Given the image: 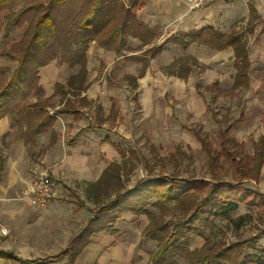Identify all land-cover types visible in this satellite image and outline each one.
Segmentation results:
<instances>
[{"label": "trees", "instance_id": "16d2710c", "mask_svg": "<svg viewBox=\"0 0 264 264\" xmlns=\"http://www.w3.org/2000/svg\"><path fill=\"white\" fill-rule=\"evenodd\" d=\"M17 1L0 0V10L7 9L4 20L6 33L10 32L12 26L23 24L25 14L32 13V16L28 17L27 29L17 43L19 53L15 54L18 58L15 71L0 87V118L9 114L13 118L22 119L27 129L21 130V134L27 142H34L32 137L52 128L56 120L47 109L49 104L43 99L23 101L32 91L36 94L44 91L43 85L39 83L40 67L54 59L70 66L79 65V72L69 76L66 83L55 82V90L51 94L78 95L87 88L84 85L88 73L87 52L92 42L121 54L129 48L130 37L142 40L138 47L140 50L158 37L156 31L137 18L136 6L139 0H130L131 4L126 0H31L22 9L15 10ZM254 12L251 7L253 17ZM243 34L236 28L224 33L214 26H204L198 30L170 35L164 43H155L144 49L145 56L131 57L137 61L142 60L141 77L150 57L147 53L152 52L151 57L155 56L164 44L172 42L183 49L193 42L219 50L230 46L234 49L237 68L234 83L229 90L234 94L250 86V48ZM165 68H171V73L185 79L193 70V65L185 62L182 56L173 59ZM197 90L202 96L205 91H213L216 96L221 93L217 81L204 87L198 85ZM68 96L65 105L57 109L58 112L66 111L68 106L73 107L74 100ZM230 114L231 108L221 114L213 112V117L219 124L220 149L213 148L202 124L190 128L208 153L209 177H182L174 172L171 176L162 174L159 177L145 178L126 189L125 184L123 186L120 183L122 162L110 163L101 177L93 183L92 197L95 198L97 207L89 208L91 215L88 223L69 240L67 247L53 257L67 254L70 257L68 264H74L75 256L89 244L90 235L95 230L115 232L111 227L114 221L123 212H133L147 213L150 217L142 232V238L157 241L156 247L149 251L150 264H179L177 256L185 258L188 264H264V247H256L259 237L264 234L262 215L257 214L256 231L248 237H242L241 229L253 219V209L248 214H240L234 218L231 215L241 204L264 209V192L256 186H245L249 180L257 183L260 179L264 164V135L254 141L253 153L248 152L245 142L230 133L234 123ZM223 158L231 165H224ZM1 163L2 158L0 166ZM232 172L234 178L225 176ZM109 189L114 197L110 198L111 195L106 194L109 200L105 202L102 195ZM77 199L79 205H85V201ZM171 203L173 206H170ZM148 204L158 207V210H150ZM172 210L176 215L175 219L169 217ZM111 213L114 215L109 218ZM219 218L230 223L236 231L237 239L228 241L227 238H222L216 241L207 235L202 246L190 248L191 237L201 235L205 228H212ZM3 256L18 258L12 252L0 249V257ZM19 260L20 264L37 261Z\"/></svg>", "mask_w": 264, "mask_h": 264}, {"label": "rangeland", "instance_id": "374dc122", "mask_svg": "<svg viewBox=\"0 0 264 264\" xmlns=\"http://www.w3.org/2000/svg\"><path fill=\"white\" fill-rule=\"evenodd\" d=\"M30 2L31 0H18L14 5V9L20 10ZM6 12V8L0 10V87L15 71L14 69L18 64V58L15 54L19 53L17 43L20 42L27 29L28 17L31 18L32 16V13L30 15L25 14L23 24L12 26L10 32L6 33L4 21L7 15ZM239 19L241 20L240 24H243L242 17ZM214 23L216 24L217 21L214 20ZM217 25L222 30H226L230 25V19L227 18L225 23ZM161 40L163 41V39ZM130 42L131 47H136L137 43L140 42L139 45L142 44V40L139 38L131 39ZM249 44H251V48H249L254 58L257 49L253 47V41H250ZM144 46L146 49L149 45ZM192 50L194 51L193 54L180 46L170 45L163 52L155 54V57H151L152 52H148L150 70L146 73L147 77H142V79L137 77L142 69V60L133 61L128 57L126 58L127 52L119 54L112 51L114 53L111 54L109 60L101 59L98 62L94 59L92 65L94 75H91V72L89 74L88 71L84 81V85H87L86 92L88 96L93 98L89 100L88 97L83 98L79 96L80 94L74 95V93H70V97L78 105H94L92 108L86 107L84 110L83 117H87L85 124H90L92 121L94 125L100 126L101 129L88 134L84 142H70L74 135L71 132L66 133L63 140L56 144L52 143L53 145L50 144L47 148L42 146L38 149V147H35L36 143L33 144V142L28 143L26 146L25 152L29 153L35 162H40L42 166L44 164V167H48L51 180L56 185L54 198H73L74 195V197L84 199L83 201L87 202V208L97 207L94 202L95 198L92 197L93 183L101 177L102 172L110 163L116 161L122 162L123 170L120 173V183H123V186L125 184L126 189L138 184L139 181L145 178L159 177L162 174L171 176L174 172L182 177L192 175L197 177L206 175L209 177L208 153L202 148L201 142L190 128L202 124L213 148L220 149L219 124L215 121L213 112L216 111L221 114L230 107L235 118L232 127L233 134L240 140L246 141L245 149L248 152L253 151L252 143L257 135L251 133V129L255 125L252 123L251 116L254 117L258 112H262L264 106V79L253 78L249 89H244L237 95L230 94L227 91L230 89L234 80L233 76L237 71L233 49L228 48L219 52L199 45L194 46ZM135 53L139 54L141 52L135 51ZM182 56L185 62L193 65V70L185 79L171 73V68L165 70L163 67L164 64L168 66L176 57ZM78 67L79 65L59 67L61 69L60 76L65 78L64 83L67 82L70 75L79 71ZM256 70V68L253 69V76L256 75ZM216 80L220 88V95L216 96L213 91H205L203 96L197 93V85L204 87ZM43 86L44 91L37 94L32 91L23 101L33 102L43 99L52 107L69 97L62 94L49 95L53 91H50L52 85L49 88V84L44 83ZM247 107H251L249 110L250 116L247 120L246 116L241 120V113ZM4 117L0 118V148L7 147L16 140V137L13 138L17 130V125L13 121L15 118H9V114ZM72 149L71 161L78 160L81 156H76L75 152L85 151L87 156L83 157L87 158V167L82 165V168L79 169L77 166H72L73 162H68V157L58 156L67 154ZM18 157L17 165L20 167V171L23 172L24 168H27L29 176L26 178L27 172H25L23 178L25 181L21 180L23 174L14 176L12 183L5 187L7 189L14 188V191L9 192L12 200L27 201L22 197V192L25 183L29 181L31 173L29 166L27 167L25 163V155ZM64 161H66V164ZM222 161L226 166L231 165L225 158ZM53 167L59 168L58 174L51 171ZM225 176L234 178L233 172ZM245 186L255 187L254 182L250 180L245 183ZM109 192L110 189L102 195L105 202L109 200V198H106V194L111 195V192ZM113 197L114 194L110 196V198ZM170 206H173V203ZM147 207L152 211L158 210V207L151 204H148ZM249 210V207L241 205L239 209L231 214L234 218L241 212L248 214ZM262 210L264 209L254 208L252 212L253 219L241 229L242 237H248L249 234L256 231L257 214L262 215L264 221V211ZM172 211L173 213L169 214V217L175 219L176 215L174 210ZM84 213L85 215L88 214L89 210ZM113 215L111 213L108 217L110 218ZM123 215L126 217L121 219L122 222L118 221ZM121 216L114 221L111 227L116 230L114 226L118 225L122 231L121 234L131 240L134 235L138 236L139 230L150 221L147 213L127 215L123 212ZM0 222H3L1 218ZM115 223L118 224L115 225ZM215 223L212 228H205L201 235H193L190 248L202 246L207 235L212 236L216 241H220L222 238H227L228 241L237 239L235 236L236 231L233 230L226 219L219 218ZM156 245V240L140 238V246L147 253ZM256 247L258 249L261 247L259 240ZM177 257L180 264H187L185 258Z\"/></svg>", "mask_w": 264, "mask_h": 264}, {"label": "crops", "instance_id": "0c3cea01", "mask_svg": "<svg viewBox=\"0 0 264 264\" xmlns=\"http://www.w3.org/2000/svg\"><path fill=\"white\" fill-rule=\"evenodd\" d=\"M126 1L129 4L132 3V1L130 0ZM251 7L255 10L254 17L251 13ZM136 8L137 18L142 22H145L150 28L158 33L157 39L154 42L147 44L149 45L148 47L152 46L155 43H164V41L169 38L170 35H177L179 33L198 30L199 28H202L204 26H214L216 29L224 33L231 30L232 28H236L237 30L244 33L243 35L247 41L248 48H251V44H249V42L253 41V47L257 49V51H255L254 55L256 56L254 58L250 49V86L253 78L264 79V0H236L233 2L216 0L212 3V5L197 8L188 6L186 0H139ZM241 17L243 19V24H240L241 20L239 18ZM227 18L230 19V25L226 30H222L217 24L225 23ZM214 20L217 21L216 24L214 23ZM131 39L138 38L130 37L128 43L129 48L126 49V51H123V53L127 52L128 54L126 55V58L128 57V59L137 61L131 56H145V53L143 51L145 49V46L142 47L141 50L137 48V46L139 47V44L141 43L140 42L137 43L138 45L136 47H131ZM161 39H163V41ZM170 45L179 46L170 42L164 44L162 49L158 53L163 52V50L169 48ZM199 45L205 46L208 49H214L219 52L231 48L230 46H228L227 48L219 50L216 48H211L204 44L193 42L186 49L193 54L194 51L192 50V48ZM112 51L115 50L105 49L95 42H92L87 52V68L89 74L91 72V75H94V73L92 72L94 59L98 60V62L101 59L109 60L111 54L114 53ZM135 51H140L141 53L138 54L135 53ZM66 66L70 65L61 63L58 61V59H54V61L50 62L49 64L40 67L39 83H47L49 84V88L52 85L50 91H53L49 95H51L55 90V82L64 83L65 78H62L60 76L59 72L61 69L59 67ZM166 66L167 64H164L163 67L165 68ZM255 68L257 69V72L255 71L256 75L253 76L252 71ZM78 70H80V68ZM148 70H150L149 61L147 62V67L144 74L141 77L139 76V74L137 75L138 79H142V77L146 78V73ZM250 86L244 89H249ZM229 90L227 91L228 93H230ZM242 90L237 91V93H234L233 95H237ZM79 96L83 98L84 96L88 97L89 100L93 98L88 96L86 89L82 90ZM65 103L66 100L63 102H59L52 107L51 105L47 107L49 112L56 118V120L52 128L36 133L32 137V139L34 140L33 144L36 143L35 147H38V149L42 148V146L47 148L52 143L56 144L60 140H63V138L66 136V133L71 132L74 133V135L71 138L70 142H84V139L86 136H88V134H90L92 131H99L101 129L100 126L94 125L92 121L90 122V124H85L87 122V117H83L85 114L84 110L86 109V107L92 108V106L94 105L85 104V106H81L73 101V107L69 108L68 106L66 111L58 112L57 109L64 106ZM250 108L251 107H247V109L241 113V120H243L245 116L246 120L249 118ZM232 111L233 110L231 108L230 115L232 116L235 123V118L232 115ZM9 118L14 119L10 115ZM251 120L252 123L255 124L251 129V133H253V135H257L253 140L254 143V141L259 140L261 135H264V106L262 108V112H258L254 117L251 116ZM13 121L17 125V130L13 135V138L16 137V140L10 145H7V147L0 148V158H2V163L0 166V218L3 221L2 223L8 227V230H10V233L7 236L2 237L0 241V249L8 250L18 258L13 259L4 256L0 257V264H20L21 262L19 258L31 261L36 259L37 261L32 262V264H68L70 257L67 254H62L61 256L56 257L53 256L57 255L62 249L67 247L69 244V240L75 234H77L78 231L82 229V227H85V225L88 223V218L91 215L89 208L92 207L87 208V202H85L84 206L79 205V199H76L77 196H75V198L74 195L73 198L65 197L57 199L53 197L49 204L42 209L34 207V205L31 203V200H29V197L24 194V189L38 173H41L43 171H47L49 173V171L48 167H44V164L42 166L40 162H35L30 154L25 152L26 146L32 141H25L24 136L21 134V130L27 129L24 121L18 118H15ZM234 123L232 127L234 126ZM232 127L230 129V133L234 135ZM235 136L236 135H234V137ZM237 139L240 140L239 138ZM244 142L246 145V141ZM253 151L249 152L253 153ZM72 152L73 149L69 150L67 154H60L58 156L65 158L68 157V162H73L72 166H77L79 169L82 168V165H87V158L83 157L87 156L85 155V151L79 150L75 152L76 156L79 157V155H81L78 160L75 161L70 160ZM68 153L71 155H69ZM24 155L26 157L25 163L27 164V167L29 166V171L31 173L29 181L25 183V188L22 192V197L24 199H27V201L18 199L12 200L9 192L14 191V188L10 187L7 189L5 186L12 183V178H14V176H21L23 174L21 178V180L23 181H25L23 179L25 172H27L26 178L29 176L28 171L26 170L27 168H24L23 172H21L19 169L20 167L17 165V162L19 160L18 156ZM64 163L66 164V161H64ZM88 167L91 168L90 166ZM58 169L59 168L53 167L51 171H53L54 174H58ZM83 169H85V167H83ZM102 169L103 167L101 168V170ZM91 170H93V168H91ZM259 178V181L257 183H254V186L258 187L261 192H264V164L261 168ZM252 209L254 210V208H250L249 212ZM88 210L90 214L88 213L85 215L84 212H88ZM125 214L132 215L135 213L125 212ZM240 214L245 213L241 212L238 215ZM124 217L126 216H121L118 221L122 222L121 219H124ZM116 224L118 223H115V225ZM146 226L147 225L139 230L138 236L134 235L132 240L126 238L121 234L122 231L119 229L118 225L114 226L116 228L115 232L109 231L107 229H103L101 231L95 230L90 235L89 244L86 245L75 256L76 258L74 264H150L149 251L147 253L140 246V238H142V232L146 228ZM135 227L137 228V226ZM130 228L132 229L133 227ZM258 240L259 244L261 245V249L264 247V234L261 235Z\"/></svg>", "mask_w": 264, "mask_h": 264}, {"label": "built area", "instance_id": "2783aa9c", "mask_svg": "<svg viewBox=\"0 0 264 264\" xmlns=\"http://www.w3.org/2000/svg\"><path fill=\"white\" fill-rule=\"evenodd\" d=\"M216 0H186L192 8L212 5ZM233 2L236 0H225ZM24 194L29 197L36 208H45L55 195V185L47 171L38 173L24 189ZM8 228L0 222V241L3 236L8 235Z\"/></svg>", "mask_w": 264, "mask_h": 264}]
</instances>
